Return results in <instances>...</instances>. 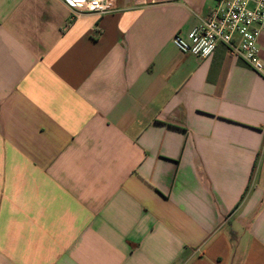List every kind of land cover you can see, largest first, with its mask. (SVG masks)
I'll return each mask as SVG.
<instances>
[{
  "label": "crops",
  "instance_id": "crops-1",
  "mask_svg": "<svg viewBox=\"0 0 264 264\" xmlns=\"http://www.w3.org/2000/svg\"><path fill=\"white\" fill-rule=\"evenodd\" d=\"M217 1L0 0V264H264V77L171 42Z\"/></svg>",
  "mask_w": 264,
  "mask_h": 264
},
{
  "label": "built area",
  "instance_id": "built-area-1",
  "mask_svg": "<svg viewBox=\"0 0 264 264\" xmlns=\"http://www.w3.org/2000/svg\"><path fill=\"white\" fill-rule=\"evenodd\" d=\"M76 11L75 5L69 3ZM83 11L98 16L112 13L113 0H85ZM264 32V0H218L209 17L193 27L185 37L176 34L172 45L183 54L198 59L209 57L218 45L264 77L259 36Z\"/></svg>",
  "mask_w": 264,
  "mask_h": 264
}]
</instances>
